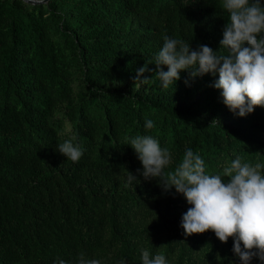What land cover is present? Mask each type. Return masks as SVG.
<instances>
[{
	"label": "trees",
	"instance_id": "16d2710c",
	"mask_svg": "<svg viewBox=\"0 0 264 264\" xmlns=\"http://www.w3.org/2000/svg\"><path fill=\"white\" fill-rule=\"evenodd\" d=\"M34 1L0 0V264H78L81 253L142 264L144 250L167 264H242L231 237L185 236L191 206L161 186L186 149L225 183L237 157L264 164V107L234 114L211 86L218 73L181 71L167 88L155 74L165 36L219 50L222 0ZM145 64L149 79L137 81ZM73 136L76 163L58 152ZM136 136L170 151L161 177L137 172Z\"/></svg>",
	"mask_w": 264,
	"mask_h": 264
},
{
	"label": "clouds",
	"instance_id": "9594fccd",
	"mask_svg": "<svg viewBox=\"0 0 264 264\" xmlns=\"http://www.w3.org/2000/svg\"><path fill=\"white\" fill-rule=\"evenodd\" d=\"M222 8L229 13L223 29L220 49L227 54H217L207 45L193 50L190 45L165 36L164 43L155 57V74L167 88L180 79L181 71H188L190 78L218 73L212 87L222 90L224 105L234 114L245 117L256 107H264V4L261 0H222ZM161 65L167 66L164 71ZM151 71L148 64L137 70L136 80L147 81L145 72ZM187 84V81H185ZM154 127L152 120L145 123L146 129ZM76 137L58 145V152L67 160L79 162L83 150L73 141ZM141 161L143 171L137 172L145 180L161 177L166 166L172 163L167 148H161L151 136H136L130 140ZM264 164L254 166L241 163L237 157L224 167L221 175L205 174L204 160L200 155L186 149L181 162L164 178L161 186L165 191L175 188L191 207L181 218L185 236L203 234L209 230L222 243L231 237L233 252L242 264H250L255 257L264 264ZM128 182L137 177L128 172ZM243 245V247H241ZM142 264H167L163 254L150 258L147 250L142 252ZM57 264H67L58 259ZM78 264H101L99 259H86L81 253ZM120 264H126L124 260Z\"/></svg>",
	"mask_w": 264,
	"mask_h": 264
},
{
	"label": "water",
	"instance_id": "95a60500",
	"mask_svg": "<svg viewBox=\"0 0 264 264\" xmlns=\"http://www.w3.org/2000/svg\"><path fill=\"white\" fill-rule=\"evenodd\" d=\"M25 1H27V2H35L34 0H25ZM43 1H45V0H43Z\"/></svg>",
	"mask_w": 264,
	"mask_h": 264
}]
</instances>
